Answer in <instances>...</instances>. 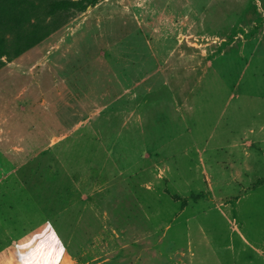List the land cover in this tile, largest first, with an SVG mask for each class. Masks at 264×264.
Returning a JSON list of instances; mask_svg holds the SVG:
<instances>
[{"label": "rangeland", "instance_id": "rangeland-1", "mask_svg": "<svg viewBox=\"0 0 264 264\" xmlns=\"http://www.w3.org/2000/svg\"><path fill=\"white\" fill-rule=\"evenodd\" d=\"M55 1L68 4L52 14ZM20 10L0 56V264H264L249 237L264 239V164L246 188L191 192L166 177L159 196L127 192L129 154L149 141L188 178L206 162L193 144L214 156L264 125V0Z\"/></svg>", "mask_w": 264, "mask_h": 264}, {"label": "crops", "instance_id": "crops-1", "mask_svg": "<svg viewBox=\"0 0 264 264\" xmlns=\"http://www.w3.org/2000/svg\"><path fill=\"white\" fill-rule=\"evenodd\" d=\"M263 126L262 124L259 131L256 129L250 130L252 134L256 133L254 136H249L246 133L244 138L234 140L226 145L217 144L214 146L216 153L218 151H224L225 149L234 150L228 162L224 161V159L219 160V158L216 157V153L214 156H207L209 145L206 148H202L200 144H193L192 150H194V154L192 155H197L198 150L200 158H205L206 162L202 161V164L198 163L196 167L195 164H191V177L188 178L184 177L186 171L176 162V159L168 165L165 163L167 148L163 147V143L149 141L142 150L138 152L133 151V153L129 154V158L127 159V173L129 175L127 192H133L134 195L136 192H142L145 199L148 196H159L160 194L158 192H166L162 188V183L166 181V177H168L171 183L177 188L179 186L178 182H188L190 180L191 192H226L228 189L226 186L230 187L232 185L238 188H246V182L250 180V175L248 176V174L256 172L255 167L250 166L251 163H256L258 165L257 170H262L261 167L264 164V139L263 136L260 135L264 130ZM176 147L177 146H174L170 149V155H173L174 158L178 155V153L174 151ZM258 149H260V151H258ZM235 150H239V152ZM195 158L196 157H194L193 160H195ZM209 161L213 164L211 166L212 168L208 166ZM6 171V157L0 156V192L7 191ZM259 175L256 179L253 178L252 181L257 180ZM141 208L143 213L152 211L160 214L164 212L160 205L154 207L153 210L145 205H142ZM162 223L160 219L152 225H155L153 227L160 228L163 226ZM247 228L249 227H246V229ZM249 237L252 239V245H256L260 250L261 248L264 249V239L257 240L252 236ZM259 246H261V248Z\"/></svg>", "mask_w": 264, "mask_h": 264}, {"label": "trees", "instance_id": "trees-1", "mask_svg": "<svg viewBox=\"0 0 264 264\" xmlns=\"http://www.w3.org/2000/svg\"><path fill=\"white\" fill-rule=\"evenodd\" d=\"M38 1L39 4L36 5L33 0H0V56L4 54L6 48L11 44L10 39L6 37V18H9L10 20L15 19V14H20V8H22L25 4H27L31 8L37 9L43 3V0ZM66 4L68 3L65 1H62L61 3L59 1L52 2L50 4V12L52 14H57L66 6ZM73 4L81 5L82 3L77 2ZM10 29L11 27L9 28V30Z\"/></svg>", "mask_w": 264, "mask_h": 264}]
</instances>
